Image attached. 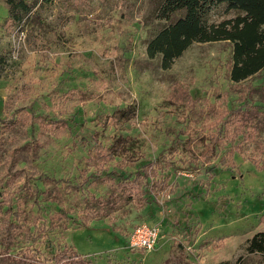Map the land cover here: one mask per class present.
<instances>
[{"label": "rangeland", "instance_id": "obj_1", "mask_svg": "<svg viewBox=\"0 0 264 264\" xmlns=\"http://www.w3.org/2000/svg\"><path fill=\"white\" fill-rule=\"evenodd\" d=\"M14 1L0 0V118L15 119L9 127L0 122V225L9 202L17 226L0 264H33L21 252L47 251V239L51 250H76L63 264H264V254L245 250L246 239L264 230V165L252 161L264 160V108L233 153L234 169L217 164L222 149L200 158L198 172L170 169L167 187L139 209L108 178L89 175L100 163L134 170L189 132L196 133L190 147L202 153L200 136L215 135L221 111L241 98L264 105V67L231 80L227 40L193 41L161 67L158 53L145 52L163 23L157 0ZM236 13L218 3L208 19ZM127 105V119L98 123ZM93 131L104 146L124 135L134 163L94 159L93 147L80 141ZM111 191L119 200L108 212L95 197ZM59 207L86 225L57 218ZM137 223L157 227L152 248L128 246Z\"/></svg>", "mask_w": 264, "mask_h": 264}, {"label": "trees", "instance_id": "obj_2", "mask_svg": "<svg viewBox=\"0 0 264 264\" xmlns=\"http://www.w3.org/2000/svg\"><path fill=\"white\" fill-rule=\"evenodd\" d=\"M8 1L12 4V0ZM62 1L63 3L67 1L72 6H76L80 1L89 5V0ZM218 3H224L226 9L237 10V13L216 22L209 20V12ZM13 5L25 7L22 0H15ZM155 16L163 23L146 39L145 52L149 57L158 53L160 66L163 68L168 67L191 42L212 40H227L230 43L228 77L231 80H242L264 67V0H157ZM238 101L237 104L221 111L217 123L213 125L215 135L212 133L207 137L199 135L205 144L202 153L195 154L194 149L190 147L196 133L191 137L192 132H189L184 138H178L177 141L174 140L166 146L163 152L144 160L134 170L126 173L113 167L108 169L100 163L97 165L98 169L89 174L91 179L108 178L111 184L119 189V194H123L126 201L132 202L135 208L139 209L150 203L154 195L167 187L170 169L198 172L203 167L200 158H212L218 149H222L217 159L219 167L234 169L233 153L239 149L241 141L249 139L255 132L259 111L264 108V105L247 102L246 98ZM130 107V105L118 107L109 114L105 113L98 123L107 126L116 124L118 120L120 122L127 119L126 115L132 113L129 111ZM0 122L9 127L15 124V119L0 118ZM80 141L93 147V156L96 160L119 159L124 163L119 166L134 163L132 154L130 156L128 154L129 145L125 141V136L120 133L113 134L106 146L98 140L96 131L91 132L88 140L81 137ZM252 161L264 165V160L252 159ZM204 170L207 171V176L211 175L210 167L204 166ZM0 196H3V193L0 192ZM11 196L10 191L8 198ZM118 196L117 192L111 191L105 199L101 197L95 199L100 209L105 208L110 212L116 208L115 202L119 200ZM2 213L5 215L0 225V249L10 241L13 228L17 226L16 222L8 219V214H16V210H10L9 202L6 203ZM53 215L57 218L59 216L69 218L77 225H86L83 218L72 216L61 207L56 209ZM46 250L43 252L25 248L21 253L33 264L39 262L38 255H41L48 264H63L61 262L66 263L65 261L77 255L76 250L62 246L51 250L49 239L46 240ZM245 250L264 254V230H256L246 239Z\"/></svg>", "mask_w": 264, "mask_h": 264}, {"label": "built area", "instance_id": "obj_3", "mask_svg": "<svg viewBox=\"0 0 264 264\" xmlns=\"http://www.w3.org/2000/svg\"><path fill=\"white\" fill-rule=\"evenodd\" d=\"M157 232L155 225L137 223L128 233L127 244L130 248L150 249L156 243Z\"/></svg>", "mask_w": 264, "mask_h": 264}]
</instances>
